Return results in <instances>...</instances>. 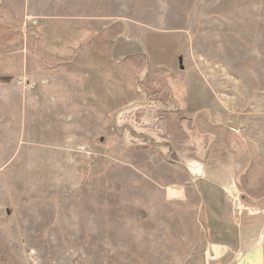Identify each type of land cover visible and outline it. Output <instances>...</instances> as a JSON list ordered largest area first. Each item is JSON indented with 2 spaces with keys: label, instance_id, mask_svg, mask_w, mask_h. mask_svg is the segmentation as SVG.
<instances>
[{
  "label": "rangeland",
  "instance_id": "374dc122",
  "mask_svg": "<svg viewBox=\"0 0 264 264\" xmlns=\"http://www.w3.org/2000/svg\"><path fill=\"white\" fill-rule=\"evenodd\" d=\"M256 253L264 0H0V264Z\"/></svg>",
  "mask_w": 264,
  "mask_h": 264
},
{
  "label": "crops",
  "instance_id": "0c3cea01",
  "mask_svg": "<svg viewBox=\"0 0 264 264\" xmlns=\"http://www.w3.org/2000/svg\"><path fill=\"white\" fill-rule=\"evenodd\" d=\"M143 47H144V45H143ZM138 55L143 56L142 53H139ZM148 60L150 61V57H148ZM74 72L77 75H82V76L87 75V76H90L88 74L87 68H78V69L75 68L74 69ZM92 90L93 89L90 88L89 90H85L84 89V92H82V91L80 92L79 91L78 92L79 98L77 96V101H76L75 107H80L81 108L83 106V104H82L83 102L85 103V106H87V107H95V106L97 107L98 106V103H100L101 100H99V102H97V99H96L97 96L95 97V96H92L91 95ZM83 96H84V98H83Z\"/></svg>",
  "mask_w": 264,
  "mask_h": 264
},
{
  "label": "bare ground",
  "instance_id": "6f19581e",
  "mask_svg": "<svg viewBox=\"0 0 264 264\" xmlns=\"http://www.w3.org/2000/svg\"><path fill=\"white\" fill-rule=\"evenodd\" d=\"M258 254H253L252 256H249L246 260L247 261H253L255 264H258L259 263V260H258Z\"/></svg>",
  "mask_w": 264,
  "mask_h": 264
},
{
  "label": "water",
  "instance_id": "95a60500",
  "mask_svg": "<svg viewBox=\"0 0 264 264\" xmlns=\"http://www.w3.org/2000/svg\"><path fill=\"white\" fill-rule=\"evenodd\" d=\"M258 260H259V262H261V260H262V258H261V256H260V254H258ZM248 258V257H247ZM259 264V263H258Z\"/></svg>",
  "mask_w": 264,
  "mask_h": 264
}]
</instances>
